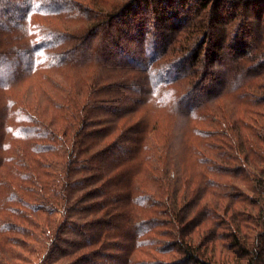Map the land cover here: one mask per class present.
<instances>
[{"label":"trees","instance_id":"16d2710c","mask_svg":"<svg viewBox=\"0 0 264 264\" xmlns=\"http://www.w3.org/2000/svg\"><path fill=\"white\" fill-rule=\"evenodd\" d=\"M0 264H264V0H0Z\"/></svg>","mask_w":264,"mask_h":264},{"label":"rangeland","instance_id":"374dc122","mask_svg":"<svg viewBox=\"0 0 264 264\" xmlns=\"http://www.w3.org/2000/svg\"><path fill=\"white\" fill-rule=\"evenodd\" d=\"M150 38V37H149ZM139 45H136L137 47H139V46H142L143 48H144V46H143V44H140V43H138ZM136 47V49H139V48H137ZM156 47H158V45H157V43H154L153 44V46L152 47H150L149 48V50L146 52V55H144V57L143 58H148V56L150 55V53H151V51L154 49V48H156ZM200 89H198V91H199ZM196 93H194V95H195ZM192 96H193V94H191ZM180 138H178V139H175L176 140V142H178V140H179ZM177 146L176 147H178V148H181L180 146H181V143H175ZM170 256H162V255H158V258H161V259H164V258H169Z\"/></svg>","mask_w":264,"mask_h":264}]
</instances>
